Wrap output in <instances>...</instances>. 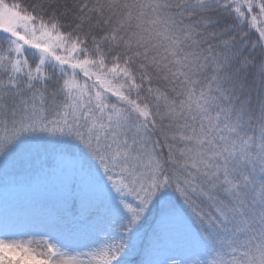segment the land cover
Wrapping results in <instances>:
<instances>
[{"label":"snow or ice","instance_id":"obj_1","mask_svg":"<svg viewBox=\"0 0 264 264\" xmlns=\"http://www.w3.org/2000/svg\"><path fill=\"white\" fill-rule=\"evenodd\" d=\"M0 264H264V0H0Z\"/></svg>","mask_w":264,"mask_h":264},{"label":"trees","instance_id":"obj_2","mask_svg":"<svg viewBox=\"0 0 264 264\" xmlns=\"http://www.w3.org/2000/svg\"><path fill=\"white\" fill-rule=\"evenodd\" d=\"M37 191H39V189L34 188V189L30 190V191H26L25 195L27 197H29V198L38 197L41 192H37Z\"/></svg>","mask_w":264,"mask_h":264},{"label":"rangeland","instance_id":"obj_3","mask_svg":"<svg viewBox=\"0 0 264 264\" xmlns=\"http://www.w3.org/2000/svg\"><path fill=\"white\" fill-rule=\"evenodd\" d=\"M37 192H42V189H39V191H37Z\"/></svg>","mask_w":264,"mask_h":264}]
</instances>
